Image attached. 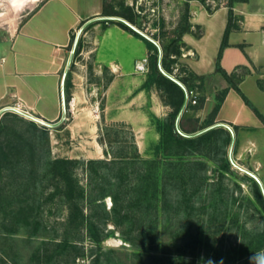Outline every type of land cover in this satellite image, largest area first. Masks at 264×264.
Segmentation results:
<instances>
[{"label":"trees","instance_id":"16d2710c","mask_svg":"<svg viewBox=\"0 0 264 264\" xmlns=\"http://www.w3.org/2000/svg\"><path fill=\"white\" fill-rule=\"evenodd\" d=\"M190 1L185 0L184 13L174 29L150 36L158 45L122 21H97L104 23L105 27L107 24L120 26L142 40L148 48V72L141 88L149 90L155 87L163 103L171 108L165 118L153 116L159 139L152 158L143 159L137 152L132 157L113 155L110 160L90 159L84 162L62 157L51 158L47 127L39 126L35 121L13 112H5L1 116L0 236L9 240L24 230L30 239L47 230L40 216L44 201H57L67 209L66 221L62 223V235L42 239L30 254L28 264H75L77 258L87 255L84 246L79 245L84 240V229L85 236L100 247L101 242L114 233L104 232V226L108 222L121 228L123 239L134 247L133 253L139 264H153L146 263L145 257L158 259L156 264L197 263L200 253L196 252V248L198 243L202 246L203 242L199 229L195 230V233L187 234L189 237H182L176 232L173 246H179L178 240L181 237L184 239L179 256H172L168 245L160 244L156 231L161 225L166 228L170 222L166 218L173 204L176 211L185 206L184 211L193 213L195 197L200 194L203 184L207 181V176H201L200 173L206 171L209 161L217 164L214 172H219L221 176L231 173L230 157L221 154L231 145L232 135L225 127H215L193 137L184 134H195L218 123L217 114L230 89H234L241 96L263 125L264 115L240 89L242 77L236 73H228L220 64L223 50L229 45V34L240 30L243 21L242 16L235 14L233 6L235 3L248 1L226 0L228 22L217 56L215 72L227 81L228 86L217 91L213 108L205 119L201 121L199 117H195V113L205 105L206 77L196 74L182 61L184 50L187 49L183 36H199L197 31L194 32V28L198 29V26L194 27L191 23ZM198 1L209 12L220 6L219 3L212 8L206 0ZM101 16L121 17L142 30L140 13L124 1L120 3V8H115L104 0V12ZM73 41L72 35L70 47ZM79 47L80 45L75 54L79 52ZM167 74L178 80L185 89ZM257 83L264 90L260 79ZM71 85L69 70L65 80L67 100L70 97ZM186 97L188 100L185 105ZM183 107L177 125L176 120ZM21 121L25 124L19 127L18 122ZM229 125L235 133L233 153H236L239 144L236 133L240 127L231 123ZM79 166L87 175V185H83L77 177L76 170ZM246 178L252 183L256 205L264 213V196L258 182L252 176ZM9 186L11 188L7 190ZM212 193L215 194V191L210 192L211 196ZM107 197L112 201L110 209L105 205L104 200ZM220 201L224 204L227 202L222 195ZM86 208L89 209L87 213ZM243 236L239 249L229 250L217 264H237L236 261L242 257L264 250V229L256 233L244 232ZM158 248L162 250L161 257L152 256V252ZM10 251V246H0V264H20L18 254L12 255ZM100 254L92 259V264L102 262Z\"/></svg>","mask_w":264,"mask_h":264},{"label":"rangeland","instance_id":"374dc122","mask_svg":"<svg viewBox=\"0 0 264 264\" xmlns=\"http://www.w3.org/2000/svg\"><path fill=\"white\" fill-rule=\"evenodd\" d=\"M27 1L19 6V0H0L1 33H6L8 26L13 27L16 23H21L25 18L21 12L29 13L31 8L41 0L33 4L31 8V4ZM76 1L84 6V9L93 8L97 3V0ZM106 1L115 8H120L122 1L133 6L141 16V31L148 36L174 29L179 24L185 9V0ZM100 2L101 13H103L104 0ZM224 2L227 1L206 0V3L212 8ZM116 26L118 25L107 24L105 27L104 23L93 21L87 26L83 25L73 31L74 41L69 47V51H72L76 41V49L79 45L80 47L77 54L74 52L69 69L71 70L72 85L68 100L65 92L66 117L58 126L47 127L51 158L62 157L84 162L90 159L110 160L113 155L132 157L136 152L143 159H150L154 156V147L159 139V134L153 123V116L165 118L171 108L163 107L166 105L155 87L149 90L141 88L147 76L149 63V51L145 43L120 26ZM185 52L187 49L184 50ZM144 59L147 60V69L145 71L137 70L138 62L135 63V60L142 61ZM182 59L184 58L182 57ZM110 61L120 65L119 94L124 92L127 87H132L137 84V81H140L138 91H144L146 94L140 102V111H134V113L130 111V102L126 96L119 95V99H117L116 95L106 94V87L114 77L111 69L115 65H112ZM123 70L131 71L133 74L123 75ZM255 75L264 86V69L255 68ZM238 76L242 77L244 73L238 74ZM256 77L252 75L246 77L241 89L258 111L264 115V91L259 87ZM153 92L163 104L162 108L157 109L159 111L157 114L150 109ZM118 101L119 111L115 109ZM212 106L213 101H208L204 109L195 113V117H199L202 121ZM246 109V115L250 120L242 123L244 126L237 130L239 144L236 153L230 154V146H228L225 148V153L221 154V156L230 157L231 173L221 176L219 172H214L217 164L209 161L206 171L200 173L201 176H207V181L203 184L200 194L195 197L193 213L184 211L185 206L176 211L175 204H173L166 218L170 222L166 228L163 225L158 227L156 235L159 242L168 245L167 248L170 249L172 256H179L182 253L181 245L184 241L182 237H189L187 234L195 233V230L199 229L203 242L202 246L198 243L196 248V252L200 253L197 256L196 264H209V261L211 264H217L218 260L222 259L229 250L239 249L244 232L256 233L264 229V213L256 205L252 183L246 178V176L257 177L264 188V125L248 106ZM227 112L230 114L229 107L221 115L223 119L229 118V115H226ZM133 114L139 115L137 124L133 125L128 121L121 120ZM117 117L119 120L115 121L114 119ZM24 124L23 121L18 122L19 127ZM37 124L43 126L40 123ZM76 173L81 183L87 185V175L81 166L77 168ZM10 188L11 186L7 190ZM213 190L215 194L212 193L211 196L210 192ZM221 195L227 201L226 204L220 201ZM104 201L106 208L110 209L111 198L107 197ZM85 212H89V209L86 208ZM1 216L0 214V218ZM40 216L46 224L47 230L40 232L38 237L29 239L28 233L24 230L9 240L0 236V246H10V253L18 254L20 264H28L30 254L42 239L50 238L52 235H62L64 229L62 223L66 221L67 209L57 201H44L40 208ZM104 227L106 228L104 232L113 231L114 233L106 237L100 247L85 236L84 229V240L78 243L84 246L87 255L84 258H77L75 264H92V259L100 253H102L100 254L102 260L100 264H139L138 258L133 253L134 247L123 239L121 228L115 227L111 222L105 224ZM176 232L182 235L178 240L179 246H173ZM60 237L58 236V238ZM161 255L160 248L152 252V256L161 257ZM235 258L238 257L235 256ZM250 258H253L252 262ZM157 261L158 259L145 257L146 263L156 264ZM236 262L237 264H264V250L242 257Z\"/></svg>","mask_w":264,"mask_h":264},{"label":"crops","instance_id":"0c3cea01","mask_svg":"<svg viewBox=\"0 0 264 264\" xmlns=\"http://www.w3.org/2000/svg\"><path fill=\"white\" fill-rule=\"evenodd\" d=\"M26 1L19 0V6ZM100 1L97 0L96 5L89 9H84L76 0H41L32 8L38 1H27L32 10L26 14L21 12L24 20L13 27L8 26L6 33L0 32V111L20 102L26 111L45 121L54 123L62 119V80L71 56V36L83 22L85 25L89 20L101 16ZM190 6L191 23L194 27L198 26L194 32L198 31L199 36H183L187 52L183 53L182 61L196 74L206 77L205 105L210 100L214 105L217 91L228 86L227 81L215 72L228 22V7L224 2L209 12L197 0H191ZM233 10L243 17V21L240 30L229 34V45L223 50L220 64L228 73H244L239 83L241 89L246 77H256L255 68L264 69V0L238 2ZM110 63L115 65L111 69L114 77L106 87V94L116 95L117 99L119 95L126 96L130 111H140V102L146 95L144 91H138L140 81L119 94L120 65L114 61ZM122 74L127 76L133 72L123 70ZM152 95L150 109L157 114V109L162 108L163 104L154 92ZM239 98L241 96L234 89L229 90L217 114V122L243 127L242 123L250 120L246 115L247 105ZM227 107L230 114L227 112L226 115L229 118L223 119L221 115ZM115 109L119 111V101ZM138 116L133 114L121 120L134 125L138 122ZM114 120H119V117Z\"/></svg>","mask_w":264,"mask_h":264},{"label":"water","instance_id":"95a60500","mask_svg":"<svg viewBox=\"0 0 264 264\" xmlns=\"http://www.w3.org/2000/svg\"><path fill=\"white\" fill-rule=\"evenodd\" d=\"M98 20H116V21H122V22L126 23L128 26H130L132 29H134L135 31L139 32L141 35H143L144 37L148 38L149 40L153 41L155 44L158 45V43L155 40H153L150 36L144 34L141 30H139L138 28H136L135 26H133L132 24H130L129 22H127L126 20H124L121 17H116V16H109V17L99 16V17H96V18H93V19L89 20L84 26H87L91 22L98 21ZM76 45H77V41H76V43H75V45H74V47H73V49L71 51V56H70V59H69L67 68L65 70V73H64V76H63V80H62V101H63V116H62V120H60L57 123H51V122L45 121V120H43L41 118H38V117H36V116H34L32 114H29V113H26V112H23V111H19V110H15L12 107H7V108L1 110L0 111V118H1L2 114L5 113L6 111H12V112L18 113L20 115H23V116H25L27 118H30L31 120L35 121L36 123H40L41 125L46 126V127L54 128V127L58 126L65 119L66 114H67L66 105H65L66 104V102H65L66 101L65 100V80H66L67 74H68L69 69H70V65H71V62H72L73 54H74L75 49H76ZM168 76L171 79H173L174 81H176L180 86H182L185 89V87L178 80H176L173 76H170V75H168ZM187 100H188V97H186L185 105L187 103ZM185 105H184V107H185ZM184 107H183L182 111L179 113V115L177 117V120H176V124L177 125H178L179 119L181 117V114H182V112L184 110ZM215 127H225V128H227L231 132L232 141H231V145H230V154L233 153L234 143H235V133H234L233 129L231 128V126L229 124H227V123L218 122V123H216V124H214V125L206 128V129H203V130H201V131H199V132H197L195 134H191V135L184 134V135L185 136H189V137L197 136V135L202 134V133H204V132H206V131H208V130H210L212 128H215ZM253 178H255V180L258 182V184H259V186L261 188V191L263 193V196H264V188H263V185H262L261 181L257 177H255V176H253Z\"/></svg>","mask_w":264,"mask_h":264},{"label":"built area","instance_id":"2783aa9c","mask_svg":"<svg viewBox=\"0 0 264 264\" xmlns=\"http://www.w3.org/2000/svg\"><path fill=\"white\" fill-rule=\"evenodd\" d=\"M146 66H147V60L146 59H144V60H142V61H140V62H138L137 64H136V68H137V70H139V71H145L147 68H146ZM193 103H195V101H193ZM12 108H14L15 110H19V111H23V112H26V113H29L28 111H26L25 109H24V107H23V105H22V103H20V102H16L13 106H11ZM12 112V111H11ZM30 114V113H29Z\"/></svg>","mask_w":264,"mask_h":264},{"label":"clouds","instance_id":"9594fccd","mask_svg":"<svg viewBox=\"0 0 264 264\" xmlns=\"http://www.w3.org/2000/svg\"><path fill=\"white\" fill-rule=\"evenodd\" d=\"M252 259H253V258H250L251 262H252ZM209 264H211V261H209Z\"/></svg>","mask_w":264,"mask_h":264},{"label":"bare ground","instance_id":"6f19581e","mask_svg":"<svg viewBox=\"0 0 264 264\" xmlns=\"http://www.w3.org/2000/svg\"><path fill=\"white\" fill-rule=\"evenodd\" d=\"M33 1H35V2H36V1H39V0H33Z\"/></svg>","mask_w":264,"mask_h":264}]
</instances>
